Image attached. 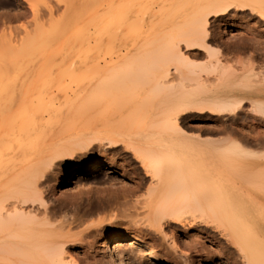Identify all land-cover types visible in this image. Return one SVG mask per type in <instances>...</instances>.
<instances>
[{"label": "bare ground", "instance_id": "6f19581e", "mask_svg": "<svg viewBox=\"0 0 264 264\" xmlns=\"http://www.w3.org/2000/svg\"><path fill=\"white\" fill-rule=\"evenodd\" d=\"M168 2L162 3L163 19L166 24L174 19V23L167 29L164 26L163 45L151 50L153 41L149 38L143 41L142 37L143 43H137L138 46L119 43L122 39L118 33L129 24L125 14L103 9L104 4L101 9L87 8L81 12L76 30H80L83 39L82 76L75 91L68 89L72 94L63 97L59 106L54 101L60 97L49 87H42L32 96L37 99L41 94L40 99L49 98L50 107L40 108L47 100L38 103L39 98L38 105L20 100L33 88L37 89L40 79L19 88V82L7 77L8 70H2L0 60V264H134L118 253L120 245L137 248L138 264H143L141 256L159 261L148 239L154 236L152 233L167 238L162 234L164 228L170 232V246L176 252L179 247L174 237L178 233L186 237L182 245L188 252L183 259L178 253V257L174 255L180 256L181 262L169 256L173 264H212L214 255L224 261L220 264H264V70L257 72L255 63L243 64L242 58L238 68L228 60L212 56L206 67L199 69L213 80H203L199 77L201 71L187 70L189 62L179 50L182 43L186 49L198 47L212 53L208 46L213 36L208 30L210 18H220L225 23L236 15L232 12L249 11L264 23V0H176L172 9ZM119 3L125 11L131 4L127 3L125 8ZM18 17V12H12L6 19L11 22ZM2 25L0 17V29ZM56 27L46 30L49 34L44 31L45 34L50 36ZM42 31L32 42L23 43L22 55L40 53L51 44L42 37ZM239 36L235 37L236 42L224 41L230 59L233 53L242 54L245 50L249 58L247 50L255 49L257 59L264 62V38L257 40L253 32ZM7 48L1 45L0 55ZM53 59L38 54L28 61L27 69L43 80V74L54 71ZM171 65L177 77L170 78ZM258 66L264 68L262 63ZM62 70L61 76L67 75V70ZM184 70L188 72L186 75ZM191 111H208L223 119L247 113L251 114L252 123L240 135L241 143L227 136L224 141H199L180 124L181 118ZM246 120L248 123V117ZM6 147L8 151H3ZM94 154L100 159L89 161L85 173L105 167L112 169L119 163L130 175L132 188L126 191L125 187L126 197L135 198L132 204L145 210V216L131 222L129 234H103L101 241H97L95 228L99 224H89L81 232L72 233L83 224L75 210L86 196L90 198V191L83 186L73 194L63 193L68 189L70 172L60 180L59 196L53 193L51 182L56 180L55 170L60 162L74 161L75 157L90 159ZM146 183L149 186L144 195L137 196ZM93 188L98 194L105 193L104 188H99L103 191ZM82 194L86 196L83 198ZM63 210H74L75 214L58 218ZM191 217L192 223H187ZM194 224L213 226L216 234L206 229L195 233ZM201 237L214 247V255L212 250L205 249ZM223 241L225 246L221 245ZM224 247L233 248L232 258H225Z\"/></svg>", "mask_w": 264, "mask_h": 264}, {"label": "rangeland", "instance_id": "374dc122", "mask_svg": "<svg viewBox=\"0 0 264 264\" xmlns=\"http://www.w3.org/2000/svg\"><path fill=\"white\" fill-rule=\"evenodd\" d=\"M100 1L101 0H98V3H96L97 0H94V1H91V0H89V1L88 0H75V2H74V0L73 1L72 0H65V1L64 0H0V13H1L0 17H1V23L3 24L2 28L0 29V46L6 45L8 47L7 48L8 50L0 55V57H2V59L0 58V60H1V62H3V65H2L3 69L2 70H8L7 77L14 80V81L19 82V84H20L19 88H22L23 87L22 85L24 83L25 84L30 83V81H31V83H36L37 79L38 80L40 79L36 83L37 89L33 88L34 89L33 92L29 91L23 98H20V100H23L25 103H29V102L34 101L33 104H35L38 101H40L38 103H43L45 100H47V101H45L46 104L44 103V105H43L44 107H41L42 106L41 105L40 108H45V106L50 107L51 106V102H50L51 100L49 98H47V99L43 98V100H42V98L40 99V97H43L40 94L41 92L39 93L40 97H38V98L40 100H38V101H36L38 98L36 99L32 96V95L36 96L39 92V89H40V91L43 90V89H41L42 87L43 88L49 87L53 90L54 95H58L60 97L59 100L54 101L56 103L55 106H59V104L63 103V100H64L63 97L68 96L69 94L70 95L72 94V92H70L69 90H71V89L73 90L74 88L76 89L78 83L80 84V78L82 76V75H80V74H82V72L80 71V64H81L82 59H83V49H82L83 39H82V34H80V30L79 29L76 30V27H77L76 20L80 18V13L83 12L85 9H87V8L101 9L102 7L105 6V8H103V9H110V10L112 9V10L117 11L118 14H120V13L125 14V16L123 14H121V15L124 16L127 23H129V24L126 25L125 29H123L121 32L118 33L121 35L120 39H122L119 41V43L121 42L123 44H129L130 46H132L131 45V43H132L134 46H138L136 44L138 43L140 45V43L142 42V37H143V41L146 38H149V41H150V39H151V41H153V45L149 47V50H151L153 48L158 49L156 47V45L157 46L163 45L162 44L163 38H161V37H163V32H164L163 30L167 29L168 27L170 28L174 23V19L169 20V22L167 24L165 23V21L163 19L165 16V9H164L165 7L162 4L164 2V0H102L101 2ZM169 1L170 2H168L167 4L169 6V9H172L176 0H169ZM119 2H122V5H124L125 8L127 7V3H131V4H128V7L130 6L129 7L130 9H128V7H127L126 11L121 10V3H119ZM143 3H144V5H143ZM138 4H139V6H138ZM110 6L112 8H110ZM33 9L35 10L34 13L32 12ZM48 9L51 10V13H49ZM119 11H121V12H119ZM12 12H18L20 14V17L16 18L14 21L9 22L8 19H6V18ZM232 13L234 15L235 14L236 15L233 18L227 20L225 23L220 21V18H219V20L217 18L208 19L209 20L208 30H209V32H211L210 34L213 35L210 38L211 40L209 39L210 41L208 42V46H210V52L212 51L211 54H208L209 52L204 51L203 49L199 50L198 47L197 48L195 47L196 49L187 48L188 49L187 50L185 48L186 47L185 44H182V43L179 44L180 52L184 55V58L186 60H188V62H189V65H188L189 68L187 69L188 71L193 70L196 73H199L201 71L200 69H202V67H206L210 58H212V56L215 58H220L221 61L225 60V62H226V60H228V62H230V64H232V66L234 64V66H236V67L238 66V68L240 66V64L238 62H241L242 59L244 60L242 62L243 64L252 62L251 64H253V65L255 63V65L258 66V63H259V65H261V63H262V65L264 66V62H262L260 59H257V57H256L257 50H255V49H251V51H249L250 49L247 50V52L249 54H251L250 56L253 59H251L250 56L248 58V56H247L248 54L246 53V50L243 51V53H242L243 55L240 53H237V55H238L237 56L236 54L233 53L232 55H234V56L230 59L231 54L228 55L227 50L225 49V46H226L225 43L226 42H224V41H226L228 39L230 42H231V40L235 41V40H237V39H235V37L237 38V36H239V34H244L247 32H248V34H249V32L250 33L253 32V35H255L256 37L258 36L257 40L262 41L263 39H261V38H264V30H263L264 29L263 28L264 23H262L258 17L251 16L249 11H241V12H236V13L232 12ZM160 15H161V17H160ZM127 16H129V17H127ZM161 19H163V20H161ZM170 22H172V23H170ZM54 25L58 26V28L56 27V31L55 30H54L55 32L52 31L50 33V36L46 35L45 34V32H47L46 30H48V31H49V29L51 30ZM166 25H168V26H166ZM164 26H165V29H164ZM129 27L132 28L133 30L135 29L134 33H132V32L130 33V31L127 30V29H130ZM73 28H74V30H73ZM260 29H261V31H260ZM75 30L78 31V33H76ZM39 31H42V32L45 31L43 34L41 33V35H43L42 37L48 39L51 44L49 46H47L46 48H44L43 50H41L40 53L34 54L33 52L32 53L29 52V53H26L25 55H22L21 49L23 47L22 46L23 43L32 42L33 37L35 40V38L38 37V34L40 33ZM70 31H71L72 35H71ZM126 31H127V33H125ZM53 32L55 34L52 35ZM47 33L49 34V32H47ZM74 33H75V35H74ZM66 36H67V38H66ZM88 36L90 37L91 34H88ZM150 36H152V37H150ZM68 37H69V39H68ZM66 39L68 40L67 42H69V44L67 42H64V41H66ZM79 41H81V43ZM233 41L231 43H233ZM66 44H68V45H66ZM79 44L81 45V47L79 46ZM70 45H72L75 48H73ZM80 49H81L82 54L79 53ZM59 50H62V51L60 52ZM68 50H69V52H68ZM59 53H61L60 54L61 56L59 55ZM67 53H68V55H67ZM253 53H254V55H253ZM38 54H40L41 57H43L44 59L45 58H52V59L55 58V59H53L54 60V62H53L54 71L53 72L54 73L50 72V73H46V75L43 74L44 75L43 80L41 79L42 76H34L32 74V72L29 71V69H27L28 61L31 60V58H34V56H38ZM55 54H56V57L54 56ZM220 54H222V55H220ZM239 54L241 55V57ZM75 55H77V56H75ZM223 55H225V57H227V58L222 57ZM242 56L245 58H243ZM75 57H76V59H75ZM235 57H237V58L239 57L240 60H238L237 58H236L237 60L234 59ZM228 58L232 61L233 60L235 62L237 61L238 64L234 63V61L231 62ZM246 58L248 59V61L246 60L247 62H245ZM59 59L62 60L63 62L59 61ZM66 60H67V62H66ZM69 61L72 63L73 67L71 66V63ZM249 61H251V62H249ZM224 64L226 65V63H224ZM255 65H254V68H256L257 72L263 73L262 71H259V70H264V68L262 66H258L259 68H257V67H255ZM19 66H20V69H19ZM61 66L63 67L62 69H64V71H65V69L67 70L69 68L67 70L68 76L66 75V73H63L65 75L61 76L60 73H61V71L63 72V70L61 69ZM60 69H61V71H60ZM170 69H171L170 78H174L175 76L177 77V75H176L177 73H175V71L173 70L174 69L173 65L170 66ZM19 70H21V71H19ZM187 70L186 71L184 70V72H183L184 75H186V73H188ZM57 71H60V72H57ZM71 71H72V73H71ZM76 72L79 74H77ZM48 74H49V77H52V80H51V78L48 77ZM72 74H75V78L74 77L72 78L73 80L71 79ZM199 77L203 80H204V78H205V80H213V78L211 76H207L202 71H201V73H199ZM209 77H211V78H209ZM45 79H46V81H44ZM74 79H76L78 82L77 81L75 82ZM60 81L64 85H62L60 83ZM46 82H47V84L45 86ZM49 82H50V84H49L50 86H48ZM41 84H44V86H41ZM56 84L61 86V87H64V86H66V87H64L62 90V88L59 86H56ZM59 88H61V90ZM75 89H74V91H75ZM58 90H60V91H58ZM55 91H58V92L54 93ZM31 96L35 100H32L33 98ZM29 98H30V101H29ZM17 100L19 101V98H17ZM47 103H48V105H47ZM78 103L80 104V101ZM78 103H76V106L79 105ZM52 104H53V102H52ZM36 105H38V104L36 103ZM36 105H33L34 110H35ZM38 109H39V107H38ZM237 116H239V119ZM247 117L249 120L248 123H247V120L244 121ZM249 118H251V119H249ZM181 119L183 122L182 123L180 121L181 127H183L182 129H184V131L187 132L189 134V136H192L195 138L198 137L199 141H209V142H210V140H211V142H218V141H222V140L224 141V139H227V137H228L229 139L232 138L233 139L232 141H234V142L238 141L241 143L243 140L242 139L243 136H240V135H243L246 132V131H244V130H246L245 126L250 125L252 123V122H250V120L252 121V116H251V114H247V113H241V114L238 113L236 115L228 116L226 119H223V117L221 118L219 115L212 114L208 111H203V112L191 111V112L186 113L185 116H183ZM227 119H229V120H227ZM20 120H21V118H20ZM243 121H244V123H243ZM230 126H232V127H230ZM224 127H228V128H224ZM223 128L226 129V131ZM221 129H223V130H221ZM229 136H231V137H229ZM8 148L9 147H6L2 150L8 151L7 150ZM120 149L122 150V147H120ZM84 153H80V156ZM120 155H118V156H120ZM119 158H121V157H119ZM93 159L94 160L100 159L99 155L94 154L90 159L89 158H83L82 159L79 157H75L74 161L68 159L67 161L60 162L57 166V169L55 170L56 180H55V182H51L53 185V193L56 197H57V195L59 196L58 193L60 192L59 191L60 180H62V177L64 175H66L68 172H70L71 178L68 180V185H67L68 189L63 190L62 191L63 193H65V194L67 193L66 195H70V194H73L75 192H78L79 190H82L83 186H86L87 188L89 187L88 189L90 191L89 192L90 198L86 199L87 196L85 194H82L83 198L86 196L84 199V201H86V202L83 201L81 207L79 209L75 210V213L78 216H80L81 220H83V222H82L83 224L80 225V227H78L77 229H73L72 233H77L78 231L81 232L82 230H84L86 228V226H89V224H99V225H96L97 228H95V232L97 235L96 236L97 241H101V239L104 237V236L101 237V235H103V234H111L114 232L115 233L120 232L122 234H126V233L129 234L131 232V230L129 229L131 224H132L131 222L136 221V220H140L145 216V210H142L139 205L135 206V204H132L134 202L135 198L126 197V195H127L126 191L129 190L130 188H132L131 187L132 183H131L130 178H129L130 175H128L126 170L121 169L118 166L119 163L114 165V167L112 169L105 167V169L100 168L101 170L98 169L97 171H94V172L85 173V167L88 165L89 161H91V160L93 161ZM127 161H128V159H127ZM132 165H130V166H132ZM105 170H106V172H105ZM139 173L142 176L144 175V173L141 171V168L139 169ZM233 180L237 181V183L236 182H234V183L238 184V182H239L238 180H236V179H233ZM148 186H149V183H146V185L144 184V186L141 189V192L138 193L137 196H143L145 191L147 190ZM93 187H96V188L98 187L97 190H99V188H102V189L104 188L105 193L98 194L97 193L98 191H96V189H94ZM125 187L127 188L126 191H125ZM102 189H100L99 191H101ZM119 193H122V194H119ZM122 202H123V204H122ZM107 204H109V205H107ZM68 213L70 215H68ZM75 213H74V210H71V211L69 210V212H66L65 210H63L62 213L59 214L60 217H58V218H62L63 216H64L63 218H69V216H71ZM133 213H134V215H133ZM130 218H131V220H130ZM188 220H187V223H192L191 221H193L192 217L189 218ZM189 226H190V224H189ZM192 226H194L195 229L197 227V229L195 230V233L201 232V231L206 229L208 231V233L211 234V232L212 233L214 232L213 234H216L213 226L205 227L202 224H198V225L194 224ZM178 227H180V229H181V226H178ZM162 232H163L162 234H166L167 238L162 237L161 235H158L156 233H152L151 235L152 236L154 235L155 237L154 236H153L154 238L152 237L153 240H152V238L148 239V243H149L148 245L150 247L152 246L153 249L155 248L154 250H155V252H157V254L161 260L151 261V257L141 256V258L143 259V261L141 259L143 264H171L172 261L169 260V256L171 257V259L172 258H174L176 260L179 259L178 261L181 262L182 261V260H180L181 257L183 259L185 256L184 254H186L188 252L183 247V245L185 244V239H186V237L183 235V233H178L174 237V241L176 240L175 241L176 245H177V247H179L178 251L176 252L170 246V244L172 245V240L170 239L171 235H170V232L168 231V229L164 228L162 230ZM192 234H194V233H192ZM201 238L203 239L204 237H201ZM203 240H204L205 249L208 251L212 250L211 251L212 252L211 255H212L213 251H214V247L211 245V243L208 240H206V239H203ZM224 244H225V242L221 245H224ZM208 247H210L211 249ZM118 248H119V250H118L119 254L123 255L131 263L138 264V261L135 258L136 257L135 255L138 254V253H136L137 248H135L136 249L135 250V249H132L130 247L128 248L127 246H124V245H120V247L118 246ZM225 249H227V248L224 247V249H223V252L225 254L224 255L225 258H232L233 248H229L228 250H225ZM127 250H129L130 252ZM169 253H171V254L169 255ZM176 253H178L182 256L181 257L179 256V258H176V257H178V254H176ZM228 255L229 256L231 255V256L226 257ZM213 259L214 260H213L212 264H215V263L220 264V263L224 262V261H220V260L216 259L215 255L213 256Z\"/></svg>", "mask_w": 264, "mask_h": 264}]
</instances>
